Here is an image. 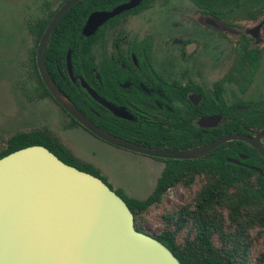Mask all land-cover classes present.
I'll list each match as a JSON object with an SVG mask.
<instances>
[{"label": "flooded vegetation", "instance_id": "flooded-vegetation-1", "mask_svg": "<svg viewBox=\"0 0 264 264\" xmlns=\"http://www.w3.org/2000/svg\"><path fill=\"white\" fill-rule=\"evenodd\" d=\"M68 1L36 7L29 17L21 16L14 23L16 29L11 25L16 40L11 50L15 51L7 64L15 66L13 81L19 82L18 50H27L31 73L23 82L37 84L26 86V95L52 99L71 120V126H80L97 140L116 146L82 126L52 95H38L40 82L45 85L38 67L39 45ZM84 1L75 4L59 22L43 59L59 89L56 82H71L83 89L84 98L77 103L60 90L99 130L171 154L195 151L229 136L257 138L264 132V0H139L138 5L108 19L90 35L84 34V28L92 14L112 12L132 0L116 5L108 0L105 8L91 11L73 30L61 26L72 9ZM25 26L32 46L25 47L23 41L19 48L16 43L19 35L25 38ZM0 64L3 69L5 64ZM260 143L264 148V136ZM219 148L226 162L241 171L249 168L263 173L259 167L263 155L245 140L225 142L198 159L188 160L121 149L160 165L161 178L169 165L208 159ZM250 154L257 164L248 163ZM70 155L98 172L116 193L121 191L130 198L126 188L114 187L96 166Z\"/></svg>", "mask_w": 264, "mask_h": 264}, {"label": "water", "instance_id": "water-1", "mask_svg": "<svg viewBox=\"0 0 264 264\" xmlns=\"http://www.w3.org/2000/svg\"><path fill=\"white\" fill-rule=\"evenodd\" d=\"M81 0L68 1L41 39L37 60L54 99L82 126L124 149L152 157L198 159L225 142L245 140L260 151V137L229 136L187 153H162L99 130L56 86L44 65L45 46L66 13ZM92 14L90 35L105 21L139 4ZM0 264H181L159 240L135 228L126 201L103 179L63 162L44 146L17 150L0 159Z\"/></svg>", "mask_w": 264, "mask_h": 264}, {"label": "trees", "instance_id": "trees-1", "mask_svg": "<svg viewBox=\"0 0 264 264\" xmlns=\"http://www.w3.org/2000/svg\"><path fill=\"white\" fill-rule=\"evenodd\" d=\"M106 1L86 0L81 6H75L61 26L73 30L91 11L105 8ZM112 1L116 5L124 0ZM56 83L73 102L84 98L83 89L71 82ZM40 84L39 98L51 97L45 85ZM35 145L46 147L66 164L99 177L90 166L81 165L74 159L48 131L14 134L0 150V159ZM248 163L257 164L253 163L251 154ZM259 167L262 174L249 168L241 171L226 162L219 148L208 159L169 165L155 190L144 200L128 198L121 191L117 193L133 212L135 228L163 243L181 264H264V252L253 256L255 232H264V162ZM175 187L185 190L197 187V190L180 208L167 210L161 215L159 235L146 232L142 222L148 212L151 208H160L165 194Z\"/></svg>", "mask_w": 264, "mask_h": 264}, {"label": "rangeland", "instance_id": "rangeland-1", "mask_svg": "<svg viewBox=\"0 0 264 264\" xmlns=\"http://www.w3.org/2000/svg\"><path fill=\"white\" fill-rule=\"evenodd\" d=\"M56 1L0 0V62L5 64L4 70L0 67V150L5 148L6 141L16 133L48 130L74 157L96 166L112 181L114 187L126 188L130 198L144 200L157 186L162 169L160 165H153L129 151L99 141L80 126H71V120L52 99H31L26 95L25 87L37 84L23 82L31 73V69L27 67L28 51L21 47L23 41L25 47L32 46L31 40L27 38V26L24 27L25 38L19 35L16 43L21 47L18 50L21 65L19 82L13 81L15 66L7 64V61L11 62L12 51H15L11 50L16 41L10 30L11 25L16 29L17 24L14 27V23L20 21L21 16L29 17L36 7ZM21 28L18 27L19 33ZM196 190L197 187L188 190L175 187L169 190L165 194L163 205L160 208H151L148 212L142 222L144 230L152 235H159L162 228L161 215L167 210L180 208L190 200ZM255 234L254 257L264 252V232Z\"/></svg>", "mask_w": 264, "mask_h": 264}]
</instances>
